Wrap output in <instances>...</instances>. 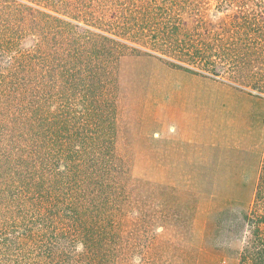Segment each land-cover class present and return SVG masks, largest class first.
I'll return each instance as SVG.
<instances>
[{
	"label": "rangeland",
	"instance_id": "374dc122",
	"mask_svg": "<svg viewBox=\"0 0 264 264\" xmlns=\"http://www.w3.org/2000/svg\"><path fill=\"white\" fill-rule=\"evenodd\" d=\"M0 264H264V0H0Z\"/></svg>",
	"mask_w": 264,
	"mask_h": 264
}]
</instances>
